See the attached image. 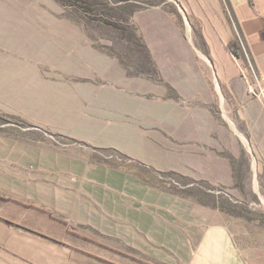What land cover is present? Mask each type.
<instances>
[{
  "label": "rangeland",
  "instance_id": "1",
  "mask_svg": "<svg viewBox=\"0 0 264 264\" xmlns=\"http://www.w3.org/2000/svg\"><path fill=\"white\" fill-rule=\"evenodd\" d=\"M213 5L0 0V145L65 177L85 264H264V76Z\"/></svg>",
  "mask_w": 264,
  "mask_h": 264
},
{
  "label": "crops",
  "instance_id": "2",
  "mask_svg": "<svg viewBox=\"0 0 264 264\" xmlns=\"http://www.w3.org/2000/svg\"><path fill=\"white\" fill-rule=\"evenodd\" d=\"M213 2L224 52L227 42L240 37L250 66L264 76V0ZM230 64L233 72L237 65L243 71L237 58ZM7 146L0 145V264H85V254L72 252V234L67 230L72 193L57 191L56 187L66 183L65 177L57 176L49 160L40 163L34 145L30 153L15 154L9 153ZM203 244L204 248L211 244L216 249L215 264H226L221 260L224 252L220 243ZM209 255L199 250L191 264H207Z\"/></svg>",
  "mask_w": 264,
  "mask_h": 264
},
{
  "label": "built area",
  "instance_id": "3",
  "mask_svg": "<svg viewBox=\"0 0 264 264\" xmlns=\"http://www.w3.org/2000/svg\"><path fill=\"white\" fill-rule=\"evenodd\" d=\"M249 92L263 99L264 104V77L255 78V83L248 84Z\"/></svg>",
  "mask_w": 264,
  "mask_h": 264
},
{
  "label": "trees",
  "instance_id": "4",
  "mask_svg": "<svg viewBox=\"0 0 264 264\" xmlns=\"http://www.w3.org/2000/svg\"><path fill=\"white\" fill-rule=\"evenodd\" d=\"M226 47L230 50V51H235V48L232 47V42H227L226 43Z\"/></svg>",
  "mask_w": 264,
  "mask_h": 264
}]
</instances>
